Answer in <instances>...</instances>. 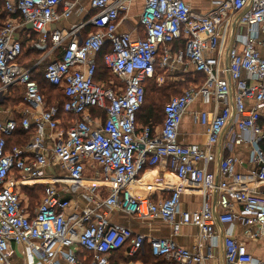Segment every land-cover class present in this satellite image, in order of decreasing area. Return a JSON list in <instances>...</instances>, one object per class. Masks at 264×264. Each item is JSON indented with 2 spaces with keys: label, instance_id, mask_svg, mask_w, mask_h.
Here are the masks:
<instances>
[{
  "label": "built area",
  "instance_id": "1",
  "mask_svg": "<svg viewBox=\"0 0 264 264\" xmlns=\"http://www.w3.org/2000/svg\"><path fill=\"white\" fill-rule=\"evenodd\" d=\"M3 1L0 106L15 90L21 102L14 111L0 108V264H114L121 250L128 260L115 264H143L133 259L146 247L167 264H208L214 241L223 264H264L235 234L239 225L246 240L264 241V0H215L207 12L185 0H145L139 17L144 38L118 31L135 0H91L93 14L72 29L50 26L71 15L74 0ZM86 26L91 30L82 37ZM25 32L36 35L30 47L42 49L31 66L21 63ZM179 41L183 47L173 53ZM107 45L103 61L118 82L97 79V57ZM51 57L43 74L63 93L62 106L47 104L34 76L40 61ZM185 58L203 82L170 98L162 124L139 128L156 66L175 69ZM198 98L214 107L195 113L207 126V143H180L182 117ZM61 111L73 118L65 120ZM19 127L32 132L31 139L8 148L7 138ZM243 144L251 150L249 167L240 172L233 151ZM161 162L177 186L146 184L135 194L140 173ZM56 164L69 182L48 176ZM90 171L98 183L85 182ZM58 184L74 193L83 188L88 205L70 211L72 201ZM37 185L43 195L29 209L20 188ZM159 189L170 194L154 200L150 192ZM189 189L201 195L194 211L180 208ZM112 210L159 218L174 235L196 226L194 246L111 224Z\"/></svg>",
  "mask_w": 264,
  "mask_h": 264
},
{
  "label": "crops",
  "instance_id": "2",
  "mask_svg": "<svg viewBox=\"0 0 264 264\" xmlns=\"http://www.w3.org/2000/svg\"><path fill=\"white\" fill-rule=\"evenodd\" d=\"M76 5L71 13V15L67 19H59L52 23L50 29H72L84 21H86L92 14L93 9L91 7V0H74ZM187 1L194 11L196 12H207L209 11L213 5L215 0H185ZM145 5V0H135L130 7L126 17L123 19L121 24L118 27L119 32H129L134 38H144V30L139 22L140 13L143 10ZM91 30L90 26H86L81 29L80 36L85 37L88 32ZM30 35V34H29ZM28 35V32H25L23 35V42L25 39H30L32 37H36L35 34ZM35 39V38H34ZM34 40L30 41V45ZM27 46L25 51L31 48ZM183 47L182 42H175L172 45L173 53H175L179 48ZM261 51L264 55V48H261ZM41 58V57H40ZM38 59L37 61H39ZM35 61V63L37 62ZM34 64V63H33ZM38 66L36 69H38ZM161 69V68H160ZM189 71L194 76V68L187 61V58L184 59L182 64L176 65L174 69V73H181ZM200 76V75H199ZM198 82L193 81L192 84H196ZM21 102V101H20ZM16 104V103H15ZM12 105L9 103L4 106H0L1 110H5L6 107H9L14 111L18 105ZM20 104V103H18ZM213 105L204 104L201 98H198L195 103L191 104L186 112L184 113L180 127L178 132V139L180 143L189 144V143H197L200 145H205L207 143V126L203 125L199 122L195 113H200L203 111L212 113ZM14 116L19 115L17 111L14 112ZM1 117H6V114L1 112ZM67 125L66 121L64 123ZM31 139V138H30ZM9 140V139H8ZM8 144V143H7ZM251 147L248 144H243L239 147H236L233 151L240 160L241 163L238 164L237 170L240 172L247 171L249 167V154ZM48 176L63 179V181H68L66 171L62 170L60 166L51 165L49 169H47ZM140 182L139 186L134 188V193L140 195L142 193L141 187L146 184H154L155 187H167L173 188L176 187L178 181L175 175L169 170L166 162H161L156 166L145 169L139 175ZM91 181V182H89ZM85 182L87 184L98 183L94 179L93 173L90 171L85 176ZM35 187V186H33ZM31 186H22L20 188L22 198L24 203L28 205V208H33L39 201L37 200L35 203L32 202L30 198V194L24 188H33ZM59 189L62 191L63 195L69 197L72 201V207L70 211L72 212H80L82 208L88 205L87 199L85 197V190L80 188L77 192H70L69 189H66L65 184H58ZM170 194V190H157L150 192L151 197L154 200H158L160 197H166ZM42 197V196H41ZM201 204V195L198 191L190 189L182 195V202L180 205L181 210L185 211H194L200 207ZM221 211V209H219ZM107 219L111 224H120L126 227L131 228L135 233H140L146 236L152 237H162L172 239L175 243L180 246H183L188 249H192L195 243V238L198 233V228L196 226H184L178 235L173 234L172 227L162 221L159 218H145V219H137L130 215H127L121 211L112 210L107 213ZM220 227H218L219 230ZM235 234L239 239L245 240L248 246L249 252L257 259H264V241L258 240H246L242 235V227L236 225ZM146 250L149 252V248L146 247ZM124 251V250H122ZM212 257L210 258L208 264H223L224 256L221 248V244L219 241H214V246L211 250ZM120 253V251H119ZM118 254V253H117ZM116 254V255H117ZM148 261H144L142 256L135 257V261H139L143 264H167L164 261H159L158 258L150 255ZM122 259V258H121ZM119 259V261L121 260Z\"/></svg>",
  "mask_w": 264,
  "mask_h": 264
},
{
  "label": "trees",
  "instance_id": "3",
  "mask_svg": "<svg viewBox=\"0 0 264 264\" xmlns=\"http://www.w3.org/2000/svg\"><path fill=\"white\" fill-rule=\"evenodd\" d=\"M6 18H7V13L4 9V1L0 0V25L3 24V22L6 20ZM34 38H35V36L30 38V39H25V41L23 43L24 47H25V45L29 46L30 41L34 40ZM109 50H110V46L107 45L98 54V57H97V61H98L97 79L98 80L104 79V80H108V81L113 79V80H115V82H118L117 78L111 73V71L109 69H107V67L105 66L104 61H103L104 55ZM29 53H31L30 55H32V53H39V57H40L42 55V49L29 48L28 50L25 51V54H24V57H23L21 63L26 65V66H31L39 58L38 57V58L33 59V60H31V59L28 60V56H29L28 54ZM156 68H157V70L160 69L159 66H156ZM37 70H36L34 76L38 81L41 92L45 95L47 104L52 105V104L56 103V104L62 106L64 101H65L63 93L57 87L52 86L44 78V74H42V76L40 75V77H39L38 76L39 73ZM201 77H202L201 79L203 82L204 77L203 76H201ZM154 78L148 80L146 83L145 103H144L143 107L141 108L140 112L138 113V123H140L142 125V127L146 126V125L155 126V125H159V124L163 123L164 117H165L164 109L166 106L164 103L165 97L167 96L168 91L176 86V84L174 86H173V84H169V85L165 86L164 88H159L157 86V84L155 82L156 80ZM153 82H155V83H153ZM51 92H53V93H51ZM19 93H20V90H15V92L13 93V96H11L5 104L15 102V100L20 103L21 97H20ZM60 115L65 120H70L71 118H73V115L67 114L63 111H61ZM260 124L264 129V116L262 117ZM31 134H32V132L25 131L23 128L19 127L14 132V134L12 136H9L7 138V143H8L7 147L10 148L14 145H25L30 140ZM261 147L264 150V139L261 142ZM24 189L29 192L30 198L32 199L33 203H35L37 200H39L41 198V196L43 195V186H41V185H37L33 188H24ZM150 255H151V252L150 251L148 252L146 250L145 253L144 254L142 253L140 256H142L143 260L146 262L149 260V257H151ZM119 259H121L120 261L128 260V259H125V257L123 256L122 250L120 251V253L118 252V254L114 257L113 263L115 264L116 262H119ZM133 260H135V259H133ZM159 261H161V259H159Z\"/></svg>",
  "mask_w": 264,
  "mask_h": 264
},
{
  "label": "rangeland",
  "instance_id": "4",
  "mask_svg": "<svg viewBox=\"0 0 264 264\" xmlns=\"http://www.w3.org/2000/svg\"><path fill=\"white\" fill-rule=\"evenodd\" d=\"M25 47H27V45H25ZM30 54L31 53L28 54L29 55L28 56V60L29 59L33 60V59H36V58L39 57V53H32V55H30ZM52 58L53 57L45 58V59H42L40 61V64H39L40 67L37 70L38 73H39L38 74L39 77H40V75L42 76L43 69H44L45 65L48 62H50L52 60ZM38 59H40V57ZM201 78L202 77L199 76V75L193 76V74L191 72H189V71L181 72V73H174V69L173 68H169V69H158L154 79L156 80L155 82H156V84H157V86L159 88H164L165 86H167L169 84H173V86L176 84V86L174 88H172V89H170L168 91V94L165 97L164 103L166 105L172 96L179 95V94H181L183 92V90H185L186 88L192 86L193 85L192 84L193 81L201 83L202 82ZM112 80H109V81H112ZM155 82H153V83H155ZM51 93H53V92H51ZM14 103H16L15 105H19L18 104L19 102L16 101V100H15V102H12V105H14ZM138 124H139V128H141L142 125L140 123H138ZM20 251H21V249L19 250V252ZM12 259L16 260L15 254H14Z\"/></svg>",
  "mask_w": 264,
  "mask_h": 264
},
{
  "label": "bare ground",
  "instance_id": "5",
  "mask_svg": "<svg viewBox=\"0 0 264 264\" xmlns=\"http://www.w3.org/2000/svg\"><path fill=\"white\" fill-rule=\"evenodd\" d=\"M89 182H91V181H89Z\"/></svg>",
  "mask_w": 264,
  "mask_h": 264
}]
</instances>
